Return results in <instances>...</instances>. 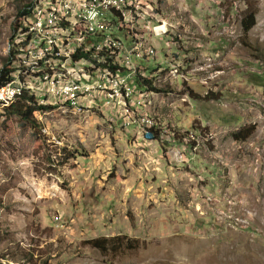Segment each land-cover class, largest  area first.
Masks as SVG:
<instances>
[{
	"label": "rangeland",
	"instance_id": "obj_1",
	"mask_svg": "<svg viewBox=\"0 0 264 264\" xmlns=\"http://www.w3.org/2000/svg\"><path fill=\"white\" fill-rule=\"evenodd\" d=\"M38 1L0 0V70L18 9ZM122 14L117 41L154 51L140 67L161 92L133 111L158 139L122 126L119 97L36 126L0 106V259L264 264V0H127Z\"/></svg>",
	"mask_w": 264,
	"mask_h": 264
},
{
	"label": "built area",
	"instance_id": "obj_2",
	"mask_svg": "<svg viewBox=\"0 0 264 264\" xmlns=\"http://www.w3.org/2000/svg\"><path fill=\"white\" fill-rule=\"evenodd\" d=\"M127 0H70L68 5L59 16L70 15L74 20H81L84 23V36L79 40H72L71 31H61L64 35H69V46H83V61H76L72 56L54 57V66H64V77L61 80V86H53V80L50 85L42 87V96L38 103H44L46 106L66 104L68 107H76V100L84 99L88 94H96V101L92 105H86V109H93V105H100L101 111L105 110L106 100L111 97H119V106L117 113L122 119L121 124L124 128H139L141 137H152L153 128L143 123L141 117H138L133 111L137 101L136 96L140 98L145 92L139 88L137 83L139 77L146 78L145 69H142L143 63L148 59H153L154 51L146 49L145 53H138V46L141 43L134 41H117V34L123 33V28H129V14H122L121 2ZM50 0H46V3ZM33 6V5H32ZM138 9V7L136 8ZM135 9H129V13ZM28 23L27 33H14V40L11 49L19 50V38L30 36V44L27 47V58H33V66H26V69L40 66L43 55H52L51 52V30H58L48 21L47 16L32 18ZM60 31V30H59ZM90 43H97L102 51H108L109 45H118L119 53L114 55L113 73L107 78V87L99 92H89V84L96 83L100 79V71L96 76L81 78L83 89L81 91H71V86H66V70L69 67H78L82 63L93 61L90 57ZM10 69L12 63H10ZM24 70V69H18ZM13 91V88H12ZM10 96H5V92L0 95V104L8 100ZM132 110V111H131Z\"/></svg>",
	"mask_w": 264,
	"mask_h": 264
},
{
	"label": "bare ground",
	"instance_id": "obj_3",
	"mask_svg": "<svg viewBox=\"0 0 264 264\" xmlns=\"http://www.w3.org/2000/svg\"><path fill=\"white\" fill-rule=\"evenodd\" d=\"M69 1L70 0H50V2L46 3V0H39L37 3L33 4L31 9H29L28 15L21 21L22 23L17 30L18 33H27V22H30L32 18H40L42 16H47L48 21L58 30H51V41L52 44H54L51 45L52 55H43L40 66L36 68L26 69V66H33V58H27L26 53L27 47L30 44V36H22L19 38V50L11 49V46L10 52H13L11 59L12 61L14 60L15 67L10 82L0 87V95L5 92V96H10L8 100L2 101V106H8L14 103L22 92L29 93L39 101L42 96V87L50 85L52 80L53 86H61V80L64 77V66H54L53 56L65 54V56H72L76 61H83V46H69V35H64L61 32L71 31L72 40H79L84 36L83 21L74 20L70 15L59 16V11L65 9ZM122 8L123 1L121 2V11ZM116 53H119L118 45H109L108 51H102L98 48L97 43H90V57L93 61L82 63L78 67H69L66 70V77L70 78L66 79V86H71V91H81V89H83V83L80 81L81 78L96 76L101 68L103 69L100 71V77L107 83V78L113 73L114 55ZM99 85L97 81L96 83L89 84V92H96L100 87ZM93 95L94 94H88L84 99L76 100V107H68L66 104L58 105H66L71 110L80 111L84 102L94 103Z\"/></svg>",
	"mask_w": 264,
	"mask_h": 264
},
{
	"label": "trees",
	"instance_id": "obj_4",
	"mask_svg": "<svg viewBox=\"0 0 264 264\" xmlns=\"http://www.w3.org/2000/svg\"><path fill=\"white\" fill-rule=\"evenodd\" d=\"M32 6L28 7V5H23L22 8L18 9L17 16H16V22L13 27V29L16 32V29L18 30L20 27V24L22 23L23 19L28 15L29 9H31ZM28 8V12H27ZM255 11H250L246 14L245 18L242 21V27H243V33L246 35L255 25ZM19 25V26H18ZM13 55V52H10L8 58L5 61V64L0 70V87L8 84L11 80L13 69H10V57ZM139 88L144 89L146 92L149 93H160L161 90L153 86V83L151 80H148L146 78H140L137 81ZM52 106H46L45 104H39L38 100L30 95L27 92H22L18 97L17 100L12 103L10 106L5 107L4 110L11 116H16L19 119L26 121L30 123L32 126H36L38 123L34 117V113H43L51 110ZM246 134L244 136L239 137V134H236V137H239L240 139H245L251 134L252 130H245ZM240 133V132H239ZM153 140H157L158 138L154 133H152ZM238 139V138H236ZM118 241V239H116ZM130 245L131 242H128ZM92 247L105 251L108 249V242L107 240H93L90 242ZM118 247H120V244H118ZM2 260H6V258L2 257ZM0 259V264H7L3 263Z\"/></svg>",
	"mask_w": 264,
	"mask_h": 264
}]
</instances>
